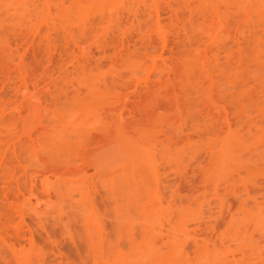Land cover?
<instances>
[{"label": "rangeland", "instance_id": "rangeland-1", "mask_svg": "<svg viewBox=\"0 0 264 264\" xmlns=\"http://www.w3.org/2000/svg\"><path fill=\"white\" fill-rule=\"evenodd\" d=\"M195 240L264 264V0H0V264Z\"/></svg>", "mask_w": 264, "mask_h": 264}, {"label": "bare ground", "instance_id": "bare-ground-1", "mask_svg": "<svg viewBox=\"0 0 264 264\" xmlns=\"http://www.w3.org/2000/svg\"><path fill=\"white\" fill-rule=\"evenodd\" d=\"M192 242L191 241L190 242L187 241V243L185 242L184 243L185 245H183V247L181 246V248H183V251L181 249L180 254H178L177 251L174 252L175 254L171 255V257L170 256L167 257V261H166V255L162 254L161 259L163 258L162 260H164L166 262V264H169L168 261L170 262V264H195V263L203 264V262H200V261L203 259V257H204V260L206 258V252H204V245H203L204 242H201L202 246L198 242H196V240L194 243H192ZM188 249L190 251H188ZM159 256H160V254L158 255V257ZM163 256H165V257H163Z\"/></svg>", "mask_w": 264, "mask_h": 264}]
</instances>
